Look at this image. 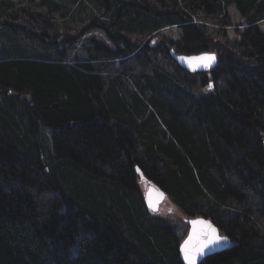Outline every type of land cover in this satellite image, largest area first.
<instances>
[{"label": "trees", "instance_id": "16d2710c", "mask_svg": "<svg viewBox=\"0 0 264 264\" xmlns=\"http://www.w3.org/2000/svg\"><path fill=\"white\" fill-rule=\"evenodd\" d=\"M141 183L264 264V0H0V264H184Z\"/></svg>", "mask_w": 264, "mask_h": 264}, {"label": "water", "instance_id": "95a60500", "mask_svg": "<svg viewBox=\"0 0 264 264\" xmlns=\"http://www.w3.org/2000/svg\"><path fill=\"white\" fill-rule=\"evenodd\" d=\"M205 56L215 57L213 54H210V53H203L200 56L188 57V58H184L182 56L174 54V58L178 62V64H180L182 67L186 69L209 70L215 65L216 58L214 59V61L211 62L210 66L206 67L204 62L199 60V58L205 57ZM167 200L168 198L164 191L154 187L153 185H148L145 191L144 201H145L146 207L148 208L150 212L157 213L159 211L160 205L164 201H167ZM186 221L189 227L188 234L179 245V256L184 264H187V262L184 259V255H183V252L181 251V248L183 247L185 241H187L189 237L193 235L194 231L197 234L207 231V228L205 227L206 225H211L213 228H215L217 230L218 235L221 237H226L227 241L221 242L220 244L213 245L210 248L205 249L204 254L202 256L197 257L196 264H200L203 260H205L209 256L223 252L231 246V239L228 236L222 234L218 226H216L210 219H207L205 217H194V218H188ZM194 222H196L195 228H194ZM200 222H203V223H200ZM197 242H198L197 240L193 241L194 244H196Z\"/></svg>", "mask_w": 264, "mask_h": 264}, {"label": "snow or ice", "instance_id": "6c2138e0", "mask_svg": "<svg viewBox=\"0 0 264 264\" xmlns=\"http://www.w3.org/2000/svg\"><path fill=\"white\" fill-rule=\"evenodd\" d=\"M214 59L215 57L213 56H205L199 58L200 61L204 62L206 67L210 66L211 62L214 61ZM195 223L196 222H194V228ZM205 227L207 228V231L201 232L199 234L194 231L193 235L190 236L187 241H185L183 247L181 248L187 264H196L197 257L202 256L205 249L210 248L213 245L220 244L221 242L227 241V238L219 236L217 230L211 225H206ZM194 240H197L198 242L194 244Z\"/></svg>", "mask_w": 264, "mask_h": 264}, {"label": "rangeland", "instance_id": "374dc122", "mask_svg": "<svg viewBox=\"0 0 264 264\" xmlns=\"http://www.w3.org/2000/svg\"><path fill=\"white\" fill-rule=\"evenodd\" d=\"M230 13L231 15H233L234 13H238L237 9L235 7H232L230 9ZM237 21V20H236ZM233 35V33H232ZM45 135H48V138L51 137V133L52 130L48 127L42 126ZM45 141H47L46 137H45ZM147 185V184H146ZM145 183H141V189L142 191L145 193L148 185L146 186ZM169 201V200H167ZM161 208L163 209V211L157 215L159 218L163 219L168 225H170L176 236L180 239V241L182 242L184 240V238L187 236L188 234V224H187V219L188 217H186L176 206H174L171 202H169L167 205H162ZM156 216V215H154ZM156 216V217H157ZM180 242V243H181Z\"/></svg>", "mask_w": 264, "mask_h": 264}, {"label": "flooded vegetation", "instance_id": "af4514ba", "mask_svg": "<svg viewBox=\"0 0 264 264\" xmlns=\"http://www.w3.org/2000/svg\"><path fill=\"white\" fill-rule=\"evenodd\" d=\"M217 65V61H216V63H215V65L213 66V67H215ZM212 67V68H213ZM211 69V68H210ZM209 69V70H210ZM209 70H206V71H209ZM146 185V184H145ZM147 186V185H146ZM169 203V201H164L161 205H160V208H159V211L157 212V213H153V215H159L162 211H163V209L161 208V206L164 204V205H167ZM158 217V216H157Z\"/></svg>", "mask_w": 264, "mask_h": 264}]
</instances>
